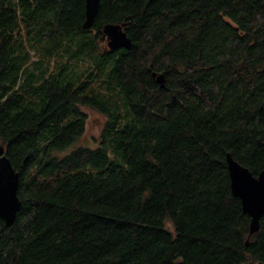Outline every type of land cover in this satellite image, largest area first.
Returning <instances> with one entry per match:
<instances>
[{
    "label": "trees",
    "instance_id": "16d2710c",
    "mask_svg": "<svg viewBox=\"0 0 264 264\" xmlns=\"http://www.w3.org/2000/svg\"><path fill=\"white\" fill-rule=\"evenodd\" d=\"M84 19L85 0H0L20 200L0 264L264 261V214L246 244L226 162L264 169V0H99ZM122 22L130 45L108 49L102 26ZM83 107L107 117L101 140L70 148Z\"/></svg>",
    "mask_w": 264,
    "mask_h": 264
},
{
    "label": "water",
    "instance_id": "95a60500",
    "mask_svg": "<svg viewBox=\"0 0 264 264\" xmlns=\"http://www.w3.org/2000/svg\"><path fill=\"white\" fill-rule=\"evenodd\" d=\"M99 0H85V19L82 26L90 27L98 12ZM126 23H105L102 28V38L106 40L108 49L128 47L130 38L126 33ZM156 80L163 85V74L158 73ZM226 162L230 177L231 191L238 196L242 209L250 216L249 235L257 231L259 220L264 214V169L254 175L246 166L236 161L232 155L226 153ZM19 173L5 153V147L0 144V217L7 224H11L20 206L17 195ZM247 264H264V261L249 262Z\"/></svg>",
    "mask_w": 264,
    "mask_h": 264
},
{
    "label": "rangeland",
    "instance_id": "374dc122",
    "mask_svg": "<svg viewBox=\"0 0 264 264\" xmlns=\"http://www.w3.org/2000/svg\"><path fill=\"white\" fill-rule=\"evenodd\" d=\"M34 57L36 56L34 55ZM82 67L83 63H81V65H75L73 69L74 71H79L80 69H82ZM82 110L87 114L85 130L84 133L78 138V140L72 146H70V148L76 146H86L94 148L99 145V142L101 140L103 126L107 117L94 108L83 107Z\"/></svg>",
    "mask_w": 264,
    "mask_h": 264
}]
</instances>
